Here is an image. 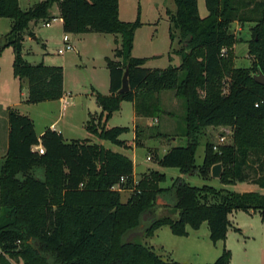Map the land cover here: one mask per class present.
I'll list each match as a JSON object with an SVG mask.
<instances>
[{
	"label": "trees",
	"instance_id": "1",
	"mask_svg": "<svg viewBox=\"0 0 264 264\" xmlns=\"http://www.w3.org/2000/svg\"><path fill=\"white\" fill-rule=\"evenodd\" d=\"M252 2L255 18L242 12V4ZM53 3L65 33L121 36L113 57H105L109 93L93 92L100 113L89 114L85 130L128 148L119 136L129 128L106 126L121 102H132L136 115L155 116L161 110L156 93L173 90L185 101L186 144L171 147L156 161L161 167L179 169L181 175L168 187L158 185L166 179L158 170L134 182L127 156L89 138L66 140L51 127L37 135L31 117L7 107L6 150L0 157V264H180L163 259L138 239L152 236L163 225L174 235L187 236V226L198 229L206 222L210 240L225 241L230 227L240 232L228 218L237 210L257 212L264 222V193L198 187L182 177L196 173L208 179L211 166L221 163L222 184L247 182L264 188V85L252 77L258 70L264 74V0H204V17L198 14L197 0H174L175 12H167L169 37L173 41V29L178 30L181 46L173 52L181 62L165 68L146 67V57L131 55L134 31L141 22L138 17L120 20L118 0H39L26 9L19 0H0V17L11 19L10 30L0 36V54L12 47L13 75L27 81L26 104L57 100L64 94L62 66L30 64L21 56L22 32L31 21L47 20ZM235 20L255 21L247 40L249 67L234 63L239 39L229 28ZM126 67L129 89L118 93ZM210 126L229 127L231 141L217 150L205 142L198 165L199 138ZM122 176L125 181L113 189ZM124 189L131 190L125 202L120 198ZM168 193L173 203H156L158 196L166 200ZM158 206H170V214H157ZM230 258V250L223 247L213 262L205 264H230Z\"/></svg>",
	"mask_w": 264,
	"mask_h": 264
},
{
	"label": "rangeland",
	"instance_id": "2",
	"mask_svg": "<svg viewBox=\"0 0 264 264\" xmlns=\"http://www.w3.org/2000/svg\"><path fill=\"white\" fill-rule=\"evenodd\" d=\"M25 1L20 0L21 9H26ZM35 1L39 0H32L31 3ZM198 3L199 16H205L207 12L204 0H199ZM28 4L30 5V3ZM120 7L121 16L126 18V20H123L134 21L138 17L141 22V25L134 31L131 52L133 56H152V58L148 59L146 67L165 68L168 65L177 66L180 64V56L173 52L174 49L181 46L178 43L180 39L178 30L173 29V45L169 38L170 20L167 12L173 14L172 12L176 10L174 0H120ZM253 7L255 8L253 2L245 7L242 4V12H245L246 17L255 18V15L250 13ZM1 21H9V19L0 18V30L3 28V22ZM46 21L50 22L49 26L44 25ZM254 23L255 21L242 20L232 21L230 24L229 30L239 39L235 43L234 49L236 67H249L252 65V58L249 57L247 52V40L250 38V28ZM63 34H67L69 42L74 48L58 53L57 49L63 45ZM120 41V34L114 33L63 32L57 4L53 3L49 9V18L47 20L31 21L28 29L22 32L21 56L30 64L43 62L44 64L62 66L64 90L67 92V104L64 109L63 102L55 100H47L30 105L22 104L19 106V112L32 118L36 130L60 116L61 118L56 128L64 130L63 134L66 140L79 139L86 136L91 138L92 142H104L106 147H110L115 151L120 150V152L122 151L133 160L134 172L136 173L133 174L135 180L147 177L151 170H158L166 175L165 181L158 185L160 187H168L171 185L172 179L180 176L181 173L175 167H161L157 164V157L164 154L162 144H173L174 146H184L186 144V139L183 136L185 129V101L183 98L175 96L176 100L174 101L166 99L167 96L174 93L173 90H162L156 93L161 110L155 116L147 117L148 126L138 124L135 127L134 134L136 132L137 137L134 135L133 138L131 131L133 116L129 101H125L122 108L114 112L112 117L109 118L106 123L108 127H129V130L122 133L119 138L125 140L132 148H124L108 141H102L85 131L86 111L88 109H97L93 92L99 91L101 94H107L108 92L109 75L105 57H113V50L119 46ZM12 55L14 54H12L11 50H6L0 57V101L5 100L9 93L13 75L11 66ZM14 81L15 83L20 81V84H22L20 89L19 84H16L14 93L16 101L19 102V98L22 97L23 99L27 96L26 87L23 85L26 79L19 80L17 78ZM152 117H156L158 121L151 122ZM159 132L164 133L165 136H159ZM218 134L226 136L225 142L231 141L230 128L227 126L203 132L200 135L195 152L196 164L199 165L202 162L205 142L216 144ZM4 136L1 120L0 154L5 141ZM172 137L175 138L174 142L171 141ZM154 147L158 148V154ZM147 156L150 157L149 160L146 159ZM182 177L185 182L198 187L207 184L215 188H227L236 192H263L259 186L247 182L224 185L219 178H214L211 175L208 179H204L196 173L182 175ZM130 196V189L120 191V198L123 202ZM165 198L167 202H174L173 195L169 193ZM170 212V206H158L156 208V213L159 215L170 214ZM171 216L176 218L177 214ZM232 220H234V226L242 229L237 232L230 227L227 241L213 243L209 238L206 222H203L199 229L188 228L190 234L187 236L174 235L167 225H163L156 230L153 236H142L138 240L142 244L152 247L163 259L175 260L180 264L211 263L220 255L223 247L232 251V264H264V226L261 227L263 222L260 220L259 215L250 216L242 210H237L232 214ZM15 264H22V262L19 261Z\"/></svg>",
	"mask_w": 264,
	"mask_h": 264
},
{
	"label": "crops",
	"instance_id": "3",
	"mask_svg": "<svg viewBox=\"0 0 264 264\" xmlns=\"http://www.w3.org/2000/svg\"><path fill=\"white\" fill-rule=\"evenodd\" d=\"M32 2V0H26L25 1V3H26V5H25V7L26 8H28V7H30V6H32V4L33 3H36L37 1H35V2H33V3H31ZM199 0H197V5H198V9H199ZM28 3H30V5L28 4ZM19 5H20V0H19ZM204 6H205V4H204ZM20 7H21V5H20ZM22 8V7H21ZM206 9V8H205ZM172 12V11H171ZM175 12V11H174ZM174 12H172V13H174ZM206 12H207V10H206ZM207 14V13H206ZM118 16H119V19L120 20H123V19H125L126 20V18H123L122 16H121V7H120V0H118ZM202 17H204V16H202ZM0 18H6V17H0ZM7 19H9V21H1V22H3V28H2V30H0V36H2V35H4V34H6L9 30H10V26H11V19L10 18H7ZM60 20H61V25H62V19L60 18ZM125 20H123V21H125ZM236 21V20H235ZM170 38V37H169ZM171 43H172V45L174 44L172 41H171ZM234 49H235V45H234ZM6 50H11V52H12V54H13V49H12V47L11 46H8V47H6V48H4V50L1 52V54H0V57L2 56V54H3V52L4 51H6ZM132 52V51H131ZM132 55V54H131ZM133 56V55H132ZM134 57H146L147 58V60H146V62H145V64L144 65H146V63L148 62V59H150V58H152V56H150V57H148V56H134ZM13 58H14V55H12V58H11V66H12V63H13ZM46 65H52V64H46ZM148 67H150V66H148ZM150 68H156V66H151ZM12 74H13V71H12ZM12 81H11V83H10V89H9V93L7 94V97L5 98V100H3V101H0V121L2 120V126H3V131H4V139H5V141H4V145H3V147H2V153L0 154V157L1 156H3L4 155V153H5V150H6V133H7V123H6V116H5V109L7 108V107H13V108H15V109H17L18 111H20V108H19V106H21L22 104H25L26 105V103H23V100L25 99V98H23L22 99V97L21 98H19V102H17L16 101V98H15V88H16V84L18 83L19 84V89H20V87L22 86V84H20V81H17V83H15V81L14 80H17V78L16 77H14V75H12V79H11ZM27 82V81H26ZM26 82L24 81V86L26 87V90H27V85H26ZM63 89H64V79H63ZM99 92V91H98ZM109 93V86H108V92H107V94ZM107 94H104V95H107ZM177 97L176 95H175V93H173V94H171V95H169V96H167L166 97V99H168V100H172V101H174V100H176V98L175 97ZM26 97V96H25ZM94 100H95V98H94ZM55 101H58V102H63L62 104H63V109H64V107H65V105L67 104V92L64 90V94H63V96L60 98V99H58V100H55ZM125 101H122L121 102V105H120V109L122 108V106H123V103H124ZM131 103V109H132V116H133V118H132V127H131V131H132V134H133V138H134V131H135V127L138 125V124H145V125H149V121H147V117H144V116H140V115H136V113H135V111H134V106H133V103L132 102H130ZM95 104H96V110H90V109H88L87 111H86V118H85V121L89 118V114H93V115H98L99 113H100V107H99V105L97 104V102H96V100H95ZM27 105H30V104H27ZM98 109H99V112H98ZM119 109V110H120ZM112 117V116H111ZM60 116H58L57 118H55L54 120H51L47 125H45V126H43V127H41L40 129H38V130H36L35 129V127H34V130H35V133L37 134V135H41L42 134V132L44 131V129L46 128V127H51V128H53V129H55V130H57V131H59L62 135H63V137H64V130L62 129V128H59V129H57L56 128V125H57V123H58V121H60ZM156 121H158L157 120V118L156 117H152L151 118V122H156ZM128 127V126H127ZM223 126H217V127H212V126H210V127H207L206 129H205V131L207 132L208 130H212V129H220V128H222ZM129 128V127H128ZM86 131V130H85ZM87 132V131H86ZM83 138H89V137H83ZM79 139H82V138H79ZM90 140H91V138H89ZM174 137H172V139H171V141L172 142H174ZM102 141H107V140H102ZM92 142V141H91ZM109 142V141H108ZM103 146H105L104 145V142H100ZM111 143V142H110ZM126 143V145L128 146V147H131L130 146V144H128L127 142H125ZM174 145L173 144H168V145H163L162 144V149H163V151H164V153H166L167 152V150H169L171 147H173ZM106 147V146H105ZM106 148H108V149H110V150H112V151H114V152H119V153H121V154H123V155H125V156H127L130 160H131V162H132V165H133V174H136L135 172H134V162H133V160L128 156V155H126V154H124L122 151L120 152V150L119 151H115L114 149H112V148H110V147H106ZM132 148V147H131ZM154 149H155V151H156V153L158 154V148L157 147H154ZM159 156V155H158ZM159 157H161V156H159ZM147 159V158H146ZM203 160V159H202ZM235 185V184H234ZM262 190H263V192H261V193H264V188H261ZM234 212H236V211H234ZM234 212H232L231 214H229V216H228V218H229V220H230V222H231V224L234 226V220H232V214L234 213ZM247 215H250V216H253V215H255V214H258L257 212H253V211H251L250 213H246ZM259 215V214H258ZM259 218H260V216H259ZM264 223V222H263ZM262 223V225H261V227H263L264 226V224ZM201 226H202V224H201ZM200 226V227H201ZM199 227V228H200ZM236 227V226H235ZM188 228H190L189 226H187V230H188ZM198 228V229H199ZM229 229H231V228H229ZM242 229V228H241ZM240 229V230H241ZM157 230V229H156ZM156 230L154 231V233L156 232ZM154 233H153V235H154ZM228 233H229V230H227V233H226V241H227V238H228ZM190 234V232L188 231V235ZM152 235V236H153ZM218 241H221V240H218ZM217 241V242H218ZM231 252V258H230V264H232V261H233V253H232V251H230Z\"/></svg>",
	"mask_w": 264,
	"mask_h": 264
},
{
	"label": "water",
	"instance_id": "4",
	"mask_svg": "<svg viewBox=\"0 0 264 264\" xmlns=\"http://www.w3.org/2000/svg\"><path fill=\"white\" fill-rule=\"evenodd\" d=\"M253 79L261 85H264V74L261 70H258L256 73L252 74ZM129 89V81H128V67H126L123 71L121 78V87L118 89V93L126 92ZM222 165L221 163L213 164L210 168V175L214 178H219L221 175ZM156 203L159 205L167 204V201L162 197L158 196L156 199Z\"/></svg>",
	"mask_w": 264,
	"mask_h": 264
},
{
	"label": "built area",
	"instance_id": "5",
	"mask_svg": "<svg viewBox=\"0 0 264 264\" xmlns=\"http://www.w3.org/2000/svg\"><path fill=\"white\" fill-rule=\"evenodd\" d=\"M53 19H54V18H53ZM44 25H45V26H49V25H50V22H49V21H46V22L44 23ZM62 40H63V45L57 49V52H58V53H63V52H65V51H67V50H71V49L74 48V46L69 42V38H68L67 34H63V36H62ZM225 141H226V136H225V135H222V134H218V141H217L216 144L213 145V149H214V150H217L218 145L223 144V143H226ZM36 149L38 150L39 153H43V147H42V146L38 145V146L36 147ZM146 158H147L148 160L150 159L149 156H147ZM124 181H125V178H124L123 176L120 177V178H119V183L114 184V185L112 186V188H113V189H119V187H120L119 184L122 183V182H124ZM134 182H136L135 179H134Z\"/></svg>",
	"mask_w": 264,
	"mask_h": 264
}]
</instances>
